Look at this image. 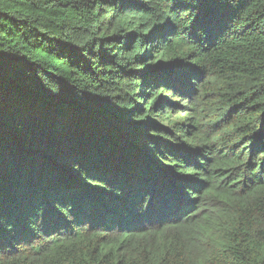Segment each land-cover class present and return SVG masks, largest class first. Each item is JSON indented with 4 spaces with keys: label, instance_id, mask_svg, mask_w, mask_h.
Wrapping results in <instances>:
<instances>
[{
    "label": "trees",
    "instance_id": "1",
    "mask_svg": "<svg viewBox=\"0 0 264 264\" xmlns=\"http://www.w3.org/2000/svg\"><path fill=\"white\" fill-rule=\"evenodd\" d=\"M0 264H264V0H0Z\"/></svg>",
    "mask_w": 264,
    "mask_h": 264
},
{
    "label": "rangeland",
    "instance_id": "2",
    "mask_svg": "<svg viewBox=\"0 0 264 264\" xmlns=\"http://www.w3.org/2000/svg\"><path fill=\"white\" fill-rule=\"evenodd\" d=\"M181 115V114H180Z\"/></svg>",
    "mask_w": 264,
    "mask_h": 264
}]
</instances>
